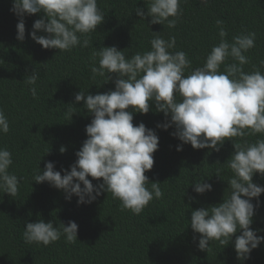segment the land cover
I'll return each instance as SVG.
<instances>
[{
    "label": "trees",
    "instance_id": "trees-1",
    "mask_svg": "<svg viewBox=\"0 0 264 264\" xmlns=\"http://www.w3.org/2000/svg\"><path fill=\"white\" fill-rule=\"evenodd\" d=\"M12 6L13 0H0V109L10 129L6 134L0 132V148L12 153L9 171L20 178V183L15 197L0 190V264H264V242L246 259H238L234 248L238 231L227 245L213 240L209 249L202 251L198 247L200 234L190 225L192 210L220 203L224 193H230L227 180L233 172L226 160L234 152L233 142L253 143L264 134L225 139L219 151L194 149L191 144H183L182 151H177L182 141L172 135L175 126L167 130L157 127L166 121L163 112H157L154 104L147 114L134 112V126L143 122L159 136L153 168L145 175L149 188L152 182H160L163 192L139 215L122 209L110 192H102L91 203L78 204L74 194L68 200L63 190L46 181H33L39 167L43 170L48 161L55 162V170L61 175L63 169L70 170L76 152L87 139L85 126L93 117L83 101L75 102V94L81 89L95 95L115 88V73L109 74L112 79L107 82H103L107 74L93 78L91 67L99 66L94 51L114 45L131 57L150 51L155 35L165 40L174 36L176 45L169 51L186 52L191 68L199 67L221 39L216 24L219 19L224 22L229 42L241 33H256L255 46L244 53L248 63L243 70L264 73L260 64L264 60V0H180L182 14L169 17L177 20L174 28L167 27L166 22L151 24L150 16H137L136 7L147 12L145 0H98V8L105 14L103 22L96 31L81 36V41L89 39L87 47L70 51L45 49L31 38L33 23L42 13L24 16L25 39L18 40L19 17L11 11ZM234 62L238 63L228 58L225 63ZM34 70L39 78L36 85H28L27 76ZM31 87L36 88V97ZM176 98L179 100V95ZM70 107L76 111L72 116ZM61 146L66 148L63 153ZM218 168L222 178L215 174ZM202 176L212 190L198 194L192 182ZM88 178L94 185L102 182V178ZM253 182L264 186V176L254 174ZM258 200L252 198L255 215L250 227L264 236V193ZM39 218L51 220L57 227L61 222L75 221L78 239L69 243L61 236L47 246L27 243L23 236L26 223Z\"/></svg>",
    "mask_w": 264,
    "mask_h": 264
},
{
    "label": "clouds",
    "instance_id": "clouds-1",
    "mask_svg": "<svg viewBox=\"0 0 264 264\" xmlns=\"http://www.w3.org/2000/svg\"><path fill=\"white\" fill-rule=\"evenodd\" d=\"M145 4L147 12L139 7L135 12L143 19L150 16L151 24L166 22L167 27L174 28L177 20L169 17L182 14L180 0H145ZM11 11L19 17L18 40L25 39L24 16L42 13L33 23L31 38L45 49L62 51L87 47L89 39L81 41V36L96 31L105 17L98 8V0H13ZM223 23L216 21L219 43L212 47L202 66L195 68H191L186 52L169 51L175 48L174 36L165 40L155 35L150 41V51L131 57L114 45L94 51L93 58L99 57V66L91 67L93 78L107 74L103 81L107 82L112 79L109 74L115 73V88L95 95L81 89L75 94V102L83 101L84 108L93 117L85 126L87 139L76 152L77 159L70 170L63 169L61 175V171L55 170V162L48 161L43 170L39 167L33 181H46L63 190L68 200L74 194L78 204L91 203L102 192H110L121 202L122 209L139 215L150 201L160 199L163 192L160 182H152L149 188L145 175L153 168L159 136L143 122L134 126V112L147 114L153 104L157 112H163L166 121L158 123L157 127L167 130L175 126L172 135L182 141L177 151H182L183 144H191L194 149L219 151L225 139L264 134V73L243 70V65L248 63L244 53L255 46L256 33H241L229 42L225 39L228 33ZM228 58L238 63L226 64ZM260 64L264 66V60ZM221 65L224 71H220ZM38 78L34 70L27 76L26 83L34 86ZM30 91L36 97V88L31 87ZM69 111L71 116L76 112L71 107ZM9 130L8 118L0 109V132L6 134ZM233 146L234 152L226 160L233 172L227 180L230 193H224L220 203L192 210L190 225L194 233L200 234L198 247L202 251H207L213 240L227 245L239 231L234 248L238 259H246L264 242V236L257 235L250 227L255 215L252 198L259 202V196L264 193V186L253 182L254 174L264 176V138L253 143L233 142ZM65 151L61 146L60 152ZM12 164V153L0 148V190L15 197L20 178L9 171ZM215 174L222 178V169H216ZM89 176L96 180L102 178V182L94 185ZM204 177L192 182L194 192L203 194L212 190ZM77 232L75 221L61 222L57 227L51 220L45 222L39 218L26 223L23 236L27 243L47 246L61 236L74 243L78 239Z\"/></svg>",
    "mask_w": 264,
    "mask_h": 264
}]
</instances>
